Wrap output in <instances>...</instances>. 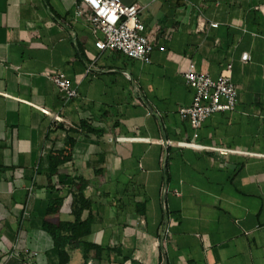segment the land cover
<instances>
[{
	"label": "crops",
	"instance_id": "1",
	"mask_svg": "<svg viewBox=\"0 0 264 264\" xmlns=\"http://www.w3.org/2000/svg\"><path fill=\"white\" fill-rule=\"evenodd\" d=\"M77 2L0 0V264H56L41 225L73 219L78 186L94 216L87 240L111 248L94 264H264V0H123L156 36L148 63L99 50ZM199 16L217 27L196 32ZM179 56L214 80L232 65L236 108L196 139L178 114L194 96ZM57 72L77 98L65 100L48 77Z\"/></svg>",
	"mask_w": 264,
	"mask_h": 264
},
{
	"label": "built area",
	"instance_id": "2",
	"mask_svg": "<svg viewBox=\"0 0 264 264\" xmlns=\"http://www.w3.org/2000/svg\"><path fill=\"white\" fill-rule=\"evenodd\" d=\"M142 6L134 2L126 4L123 0H78L75 11V19L83 21L89 28L94 38L96 47L101 51L120 52L125 56L142 62H150V54L156 44L154 31H147L142 19ZM217 23L210 22L199 16L195 25L196 32H203L206 28L217 27ZM218 39L215 44H218ZM179 68L187 82L194 89L192 103L189 106L178 109L179 116L186 120L192 130V138L198 137V131L203 122L212 114L217 112L233 111L237 105V91L231 81L232 65L227 64L220 72L216 80L207 73L199 71L196 63L188 56H179ZM242 60L249 59L247 53L242 55ZM185 65L182 66V63ZM90 68L87 69L89 71ZM125 75L131 79L129 74ZM58 90L63 94L65 100L78 97L77 90L72 87L70 80L62 73L48 76ZM133 100L139 105H144V100L136 82L132 81ZM36 108L35 104L31 103ZM40 109V108H39ZM42 110V109H41ZM45 111V110H43ZM149 115L160 120L161 114L148 107ZM166 146L171 142H164ZM179 146L190 147L198 150L211 149L221 154L227 152H239V150H222L209 146L200 145L194 141L178 142ZM164 167L165 159L161 158ZM169 192L166 178L161 187L162 207L166 215V195ZM164 215V222L160 228L156 246L161 248L162 254L166 251L167 242L171 236L168 221ZM87 264H94L89 261ZM160 264H165L162 260Z\"/></svg>",
	"mask_w": 264,
	"mask_h": 264
},
{
	"label": "trees",
	"instance_id": "3",
	"mask_svg": "<svg viewBox=\"0 0 264 264\" xmlns=\"http://www.w3.org/2000/svg\"><path fill=\"white\" fill-rule=\"evenodd\" d=\"M72 197V220H60L57 223L46 220L42 222V230L48 233L53 241V246L47 254L56 258V264H67L71 258L70 253L74 250L80 251L82 264L108 260L111 248L87 240L94 216L90 211L91 202L85 196L84 188L78 186L77 192H74ZM86 211L87 214L84 216ZM112 250L115 255L119 253L118 247Z\"/></svg>",
	"mask_w": 264,
	"mask_h": 264
}]
</instances>
